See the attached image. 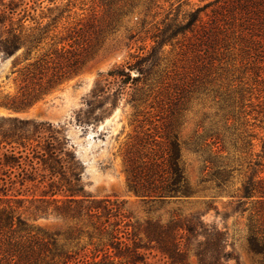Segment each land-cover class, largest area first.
<instances>
[{
	"label": "trees",
	"instance_id": "16d2710c",
	"mask_svg": "<svg viewBox=\"0 0 264 264\" xmlns=\"http://www.w3.org/2000/svg\"><path fill=\"white\" fill-rule=\"evenodd\" d=\"M44 1L10 0L2 5L1 56L10 58L24 49L25 60H31L32 53L69 6L49 8L47 15L37 22L31 15L36 11L35 5ZM55 3L56 0H49L50 5ZM154 4L155 0H98L99 13H94L84 25L72 29L61 39V48L52 53L55 60L45 53L27 66L32 87L22 88L21 97L13 100L11 107L23 109L31 105L48 87L82 70L106 38L123 27L125 19L134 18L143 28ZM43 19L48 22L43 24ZM146 34L153 43L151 48L116 76L122 85L135 87L141 81L145 85L152 76L160 78L158 83L162 87L154 99L157 98L161 106L158 137L164 151L162 156H150L136 150L128 157L126 172L130 190L145 204L159 205H169L197 193L188 183L181 165V142L177 132L183 111L191 101L202 95L212 98L225 123L222 132L214 128L204 139L202 137L204 141L212 140V145L218 147L214 159L207 158L204 163L205 171H212L209 180L215 182L219 192H224L235 165L234 160L231 162L226 157L227 162L220 154L228 153L229 149L235 154L241 153L243 146L244 149L252 147L255 136L249 120L256 121L262 116L258 120V127L263 131L261 153L243 188L242 198L256 199L259 205L256 215L249 219L248 242L250 250L261 256L264 264V176H260L264 174V0H209L182 17L170 13ZM168 46L178 50L170 71L168 67L160 69L167 58L165 48ZM132 71L138 74L134 78ZM248 73L246 78L244 75ZM250 83L256 87H251ZM102 93L96 92L93 98L101 97ZM116 100L117 94H113L112 106ZM91 105L87 103L88 107ZM14 130L23 131V128ZM34 133L39 139L36 146L19 131L0 132V144L10 147L3 154L4 166L10 167L4 173H12L11 165L19 162L22 153L28 150L25 159L31 163V172L26 174L22 169L20 186L36 180L38 165L47 173L40 175V184L47 180L42 194L29 201L34 221L51 214L74 223V227L68 233H50L30 224L24 213L12 208L0 209V264H149L146 252L151 253L152 248L147 244L152 243L168 264H188L189 256L195 257L197 264H239L228 250L226 233L206 224L201 215L183 216L175 211L167 222L148 218L141 228L138 222L136 226L129 224L131 216L125 212L124 204L88 200L81 185L83 168L75 154L65 150L54 138L58 132L45 140V148L40 147L44 134L53 133L40 125L34 127ZM140 143L138 146L144 147L143 142ZM19 146L22 152L15 151ZM0 181L5 180L0 178ZM4 190L0 184V192ZM20 196L24 197L21 192L13 196L17 204H21L17 199ZM121 224L126 227L124 235H120ZM141 231L147 243H143ZM82 237H87L88 242L81 246Z\"/></svg>",
	"mask_w": 264,
	"mask_h": 264
},
{
	"label": "rangeland",
	"instance_id": "374dc122",
	"mask_svg": "<svg viewBox=\"0 0 264 264\" xmlns=\"http://www.w3.org/2000/svg\"><path fill=\"white\" fill-rule=\"evenodd\" d=\"M9 1L0 0V11L3 10L2 5ZM206 1L209 0H155L147 17V24L143 28L136 24L134 18L125 19L123 27L106 38L94 58L82 70L48 87L31 105L16 109L11 107L12 101L21 97L22 88L32 87L27 66L45 53L51 54V60H55L52 53L61 48V39L72 29L80 28L94 13L100 11L98 0H56L54 5L45 0L41 5H35L36 11L32 12L31 16L37 22L47 15V9L69 6L50 28L44 42L32 53L31 60H25L24 49L10 58L0 55V132L3 134L19 131L30 139V144L36 146L39 139L36 137L38 134L34 133V127L40 125L45 131L53 133L44 134L41 148H45V140L58 132L54 138L63 144L65 150L75 154L76 161L83 168L81 185L89 196L88 200H109L124 204L125 212L131 216L129 224L136 226L135 223L138 222L141 228L148 218H161L163 222H167L175 211L183 216L201 215L206 224L226 233L228 250L233 252L239 264H262L263 258L250 250L248 242L249 219L256 215L259 205L256 204V199L247 201L242 198L243 188L256 168L257 155L261 153L263 131L258 127V120H261L262 116L256 121L249 120V124L253 125L250 130L255 136L251 142L252 147L244 149L242 145L241 153L235 154L229 149L228 153L220 154L226 161L228 157L231 162H235L234 171L229 175L224 192H219L215 182L209 180L212 171H205L204 160L214 159L218 147L212 145V140L204 141L202 137L204 139L206 133L214 128L222 132L225 123L218 106L212 98L204 95L187 105L183 111L181 125L177 129L181 142V165L188 183L197 192L194 196L171 202L169 205L145 204L130 190L126 172L127 159L132 157L136 150L149 155H163L164 146L158 137L161 132V106L158 99H154L162 85L158 83L159 77L152 76L145 85L141 81L138 87L131 84L124 86L116 74L123 71L127 65L133 64L151 48L153 43L146 32L162 22L170 13L182 17ZM42 22L46 24L48 19H43ZM131 35L134 37H130ZM165 52L167 58L160 69L166 70L168 67L167 70L170 71L171 61L178 50L168 46ZM137 75L134 71L131 72L132 78ZM248 75L249 73L244 76L248 78ZM250 85L256 87L251 83ZM98 91L104 93L94 99L93 96ZM113 94H117L114 106L111 104ZM109 96L110 99H107ZM89 102L92 103L90 107L87 106ZM255 115L254 113L253 116ZM25 123L30 125L24 126ZM20 128H23V131L14 130ZM140 141L144 147L138 146L141 145ZM7 150H10L8 145L0 144V178L5 180L0 181L5 187V190L0 192V209L12 208L17 213H24V218L30 224L40 226L50 233L71 231L74 223H67L51 214L34 221L35 217L31 214L33 208L29 209V201L42 194L47 180L40 184V175L47 173L42 172V166L38 165L40 170L36 180L27 181L24 187H21L19 181L23 177L22 169L26 170V174L31 172V163L25 159L29 151L22 153L23 158L11 165L12 173L6 174L4 172L10 167L4 166L3 154ZM22 150L19 146L15 151ZM31 157L30 155L29 159ZM7 176H10L11 180ZM260 176L263 177L264 174ZM17 192L24 195L17 198L21 200V204H17L13 198ZM239 202L242 204L239 205ZM125 224L120 225V235L126 232ZM128 228L129 232H132L131 227ZM141 237L143 243H147L142 231ZM87 242V237H82L80 245ZM147 245L152 248L151 253L146 252L149 264H168L167 259L154 248V243ZM188 264H197L195 257L189 256Z\"/></svg>",
	"mask_w": 264,
	"mask_h": 264
}]
</instances>
